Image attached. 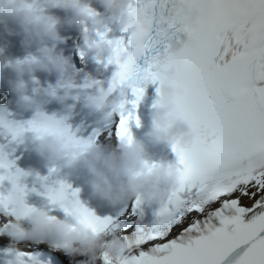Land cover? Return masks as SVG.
I'll use <instances>...</instances> for the list:
<instances>
[{
  "label": "snow or ice",
  "instance_id": "snow-or-ice-1",
  "mask_svg": "<svg viewBox=\"0 0 264 264\" xmlns=\"http://www.w3.org/2000/svg\"><path fill=\"white\" fill-rule=\"evenodd\" d=\"M134 12L138 25L121 38L134 56L119 66L112 90L138 73L159 84L179 61L190 89L180 102L200 137L195 148H172L183 171L166 208L137 200L119 217L99 218L83 207L91 226L123 230L132 245L119 257L104 254V264H264V0H137ZM132 95L137 109L144 87ZM41 120L60 127L42 114L29 127ZM133 121L139 126L133 111L119 114L110 135L130 139ZM0 125L7 140L25 130L6 114ZM18 194L26 188L0 148V236H12L11 220L31 211Z\"/></svg>",
  "mask_w": 264,
  "mask_h": 264
},
{
  "label": "clouds",
  "instance_id": "clouds-1",
  "mask_svg": "<svg viewBox=\"0 0 264 264\" xmlns=\"http://www.w3.org/2000/svg\"><path fill=\"white\" fill-rule=\"evenodd\" d=\"M44 3L47 8L42 6L41 0H0V40L20 37L26 54L24 58H8L0 67V81L7 84L20 107L42 114L53 102L73 110L75 103L70 102L79 103L83 99L93 113L100 114L97 118L100 124L128 112L127 98L133 90L144 87L146 94L152 84L146 74L138 73L126 79L119 86V95L112 98V90H106L99 82L66 83L71 77V65L57 46L66 43L61 29L76 30L84 41L83 48L94 53L106 67L115 66L119 71V66L128 64L134 52L121 50V37L116 33L138 25L134 12L137 0H44ZM95 4L103 11L94 7ZM48 9L61 10L65 15L61 17ZM33 49H37L38 54H34ZM2 52L0 49V54ZM38 73L56 77L60 84L54 85L49 79L45 87ZM183 75L184 67L176 61L159 83L153 127L147 133L156 145H168L172 149L173 146L195 148L198 144L200 133L195 119L180 102L190 94V89L181 83ZM91 88L97 91H89ZM12 124L17 129H25L21 141L30 144L35 153L48 162L51 176L58 177L62 169L69 174L86 170L92 177L94 196L114 208L143 200L164 209L173 188L181 186L183 166L179 156L174 153V160L155 162L145 142L133 132L130 139L124 138L113 145L89 142L78 138L70 127L52 128L44 120L35 128L29 127L30 121L15 120ZM8 137L9 132L0 125V148H8L5 142ZM18 174L21 180L29 175L20 169ZM42 187L70 219L31 207L26 216L11 220L14 243L47 244L52 251L70 257H89L93 264L106 253L119 257L132 247L119 231L91 226L79 196L47 182L42 183ZM17 199L26 201L27 195L18 194Z\"/></svg>",
  "mask_w": 264,
  "mask_h": 264
},
{
  "label": "bare ground",
  "instance_id": "bare-ground-1",
  "mask_svg": "<svg viewBox=\"0 0 264 264\" xmlns=\"http://www.w3.org/2000/svg\"><path fill=\"white\" fill-rule=\"evenodd\" d=\"M71 47H73V46H71Z\"/></svg>",
  "mask_w": 264,
  "mask_h": 264
}]
</instances>
